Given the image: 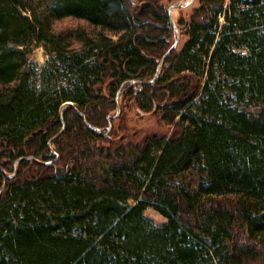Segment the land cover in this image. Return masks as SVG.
I'll return each mask as SVG.
<instances>
[{
	"label": "trees",
	"instance_id": "trees-1",
	"mask_svg": "<svg viewBox=\"0 0 264 264\" xmlns=\"http://www.w3.org/2000/svg\"><path fill=\"white\" fill-rule=\"evenodd\" d=\"M38 1L0 0V264H264L263 0H202L146 85L175 40L163 0ZM64 18L98 29L83 50ZM34 42L55 55L38 85ZM130 106L171 134L130 138Z\"/></svg>",
	"mask_w": 264,
	"mask_h": 264
},
{
	"label": "rangeland",
	"instance_id": "rangeland-1",
	"mask_svg": "<svg viewBox=\"0 0 264 264\" xmlns=\"http://www.w3.org/2000/svg\"><path fill=\"white\" fill-rule=\"evenodd\" d=\"M43 0H39L41 2ZM191 1V3L187 6H184L179 9H175L172 14L173 24H176L180 19L184 21H188L193 11L199 7L202 0H163L164 6L168 9L176 3ZM220 23H223V18L220 17ZM51 33L55 37H59L65 42L66 50H83L82 42L78 41L77 35L83 34L84 36L94 37L98 33V29L86 23L82 20L74 19V18H64L61 20H54L51 24ZM174 34V39H175ZM113 40H117V36L110 35ZM187 37L185 35H180L178 50L182 48L184 43L186 42ZM47 43L45 42H34L30 46L29 53V61L31 64H34L36 75L33 78V82L38 85V74L40 69L47 66V64L52 62V58L55 55L49 50ZM126 116L121 117V121L115 122V127L121 125L123 122L128 126L129 136L136 140L141 138L144 135L148 134H165L169 136L172 132V127L166 126L158 116H140L137 115V112L133 106L127 108ZM128 136V137H129ZM136 137V138H135ZM129 138V139H130ZM199 181V175L197 173H189L181 178L177 179V183H181L183 185L192 184L193 187L197 186ZM144 215L155 225L162 226L167 220L158 214L153 209H147L144 212Z\"/></svg>",
	"mask_w": 264,
	"mask_h": 264
},
{
	"label": "water",
	"instance_id": "water-1",
	"mask_svg": "<svg viewBox=\"0 0 264 264\" xmlns=\"http://www.w3.org/2000/svg\"><path fill=\"white\" fill-rule=\"evenodd\" d=\"M191 3V1H186V2H179V3H176V4H174L173 6H171L170 8H168V14H169V17H170V21H171V23L173 24V21H172V14H173V11L175 10V9H179V8H182V7H184V6H187V5H189ZM173 26H174V28H175V32H176V38H175V40H174V42H173V44L170 46V48L168 49V51L162 56V58H161V60H160V62H159V64H158V66H157V69H156V74H155V76H154V80H152L151 82H140V81H134V82H132V84H137V85H146V84H148V83H153L156 79H157V77H158V75H159V72H160V68H161V66H162V64H163V62H164V60H165V58L173 51V50H175L176 49V47H177V45H178V43H179V38H180V35H179V32H178V30H177V28L175 27V24H173ZM67 106H72V107H74V105L73 104H71V103H67L66 104ZM62 110H63V107L60 109V114H62L61 112H62ZM119 112V108H117V113ZM83 116V115H82ZM110 124H109V128H110ZM63 128H64V124H63ZM57 137V136H56ZM56 137H54L52 140H51V142L56 138ZM24 159V158H23ZM31 160H34L33 158H31ZM19 162V160H17V162L16 163H18ZM43 164H50V162H47V163H43Z\"/></svg>",
	"mask_w": 264,
	"mask_h": 264
},
{
	"label": "built area",
	"instance_id": "built-area-1",
	"mask_svg": "<svg viewBox=\"0 0 264 264\" xmlns=\"http://www.w3.org/2000/svg\"><path fill=\"white\" fill-rule=\"evenodd\" d=\"M243 1H250V0H225V7H227L231 2H243Z\"/></svg>",
	"mask_w": 264,
	"mask_h": 264
}]
</instances>
